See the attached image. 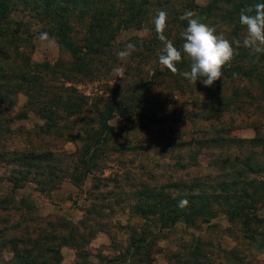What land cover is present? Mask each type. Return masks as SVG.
<instances>
[{
	"label": "trees",
	"instance_id": "16d2710c",
	"mask_svg": "<svg viewBox=\"0 0 264 264\" xmlns=\"http://www.w3.org/2000/svg\"><path fill=\"white\" fill-rule=\"evenodd\" d=\"M257 3H264V0H210L203 6L197 0H0V30L7 31L10 38L8 41L15 34L19 36L24 29L22 24H16L12 30L11 22L7 20L8 14L21 8L31 13L37 22L47 26L48 32L56 39L60 52L71 60L69 63L60 60L51 66L38 64L26 57L22 65H16L12 63L14 54L11 49L5 51L2 48L0 51V116L13 106V96L23 94L27 99L25 107L44 121L40 130L42 135L49 137L36 144L27 139L25 151L0 153V162L13 166V177L9 182L14 188L31 182L37 186L39 193H45L49 189L58 190L64 182L80 188L83 179L88 178L89 168L96 165L97 156L108 146L109 139L107 133L103 136L97 131L89 134L88 130H77L76 124L69 121L80 117L87 104L76 89L66 85L76 80L78 75L82 77L81 69H88L93 59L99 63L103 60L116 61V53L125 50L127 44L132 43L136 45L137 51L130 59L135 62L134 68L138 71L136 75H130L134 83L130 86V92L129 86L123 91L126 94L122 97L123 103L106 99L109 102L105 105V111L98 112L94 118L89 117L87 122L83 121L85 127L93 126L100 117H105L108 121L116 117L127 122L133 117L152 120L148 95L156 86L170 81L174 86L172 90L178 89L181 92L191 86L192 83L187 79L179 74H172L159 64V55L164 45L157 39L153 23L159 10L168 15L166 37L181 52L185 42L181 33L186 29L187 22L179 17L186 10L195 11L202 22L216 28L217 34H222V29H225V38L229 41L241 40V47L236 49L237 55L231 65L224 68L221 81L215 82V86L207 87L208 94L214 98L210 102L213 105L209 106H213L216 112L222 113L229 109L226 98L219 94L223 79L256 80L264 87V53L253 56L242 46L246 30L239 23L241 10L254 7ZM77 26L86 29L79 40L76 37ZM129 30L142 35L124 42L118 40L122 32ZM233 46L235 47L234 44ZM143 61L152 69L151 73L142 71ZM177 68L181 72L190 70V61L183 52L182 61ZM130 69L132 68L128 66L126 70ZM86 74L88 76L89 73ZM124 75L128 76L127 72ZM197 84L202 83L198 81ZM169 92L166 98L170 97L173 102L174 91ZM239 93H243L244 99L247 92H236L234 97L241 96ZM238 104L241 105L234 101L232 105ZM212 116L210 111L207 117ZM215 118L217 119L216 115ZM1 125L0 122V132L3 128ZM252 126L256 136L250 140L234 139L228 135L232 132L231 129L222 127L211 128L213 136H210L207 129H197L183 135L185 139L178 143L170 140L161 146L164 151L184 148L185 158L181 156L178 160H185V163L176 166H181L182 170L201 168L197 157L201 156L202 149L232 147L237 156L227 150L226 155L211 159L209 167H219L217 174L197 175L191 179L168 181L165 184L140 185V189L132 195L136 200L132 213L150 221L149 224L158 227L159 231L153 233L147 230L141 235L134 234L126 255L146 263L151 254L157 253V243L163 237L160 235L162 230L173 229L179 224L184 225L187 230L200 229L199 225H209L212 220L217 219L218 213L230 225H238L242 238L250 241L255 250L264 249V179H257L258 176L264 177V134L261 133L263 127L259 123ZM4 130L7 132L5 135L10 133L7 127ZM221 132L226 136L221 135ZM75 133L74 138L82 143L80 152L59 157L58 153L62 152V148L57 140L72 137ZM131 146L120 145L115 148V152L147 149L143 145ZM150 179L153 181V175ZM181 201H187L186 205L180 207ZM20 202L24 206V201ZM47 225L48 230L45 231L41 228L32 232L24 229L22 235L12 240L15 253L9 264H60L63 258L61 249L64 246L70 245L78 249L87 243L89 231L86 229L81 232L63 219ZM190 238L196 244L202 242L194 234ZM220 250L218 252L223 253ZM195 251L201 253L204 261H208L213 253L210 250L201 251L197 245ZM239 254L238 251L230 254L234 264H250L245 263Z\"/></svg>",
	"mask_w": 264,
	"mask_h": 264
},
{
	"label": "rangeland",
	"instance_id": "374dc122",
	"mask_svg": "<svg viewBox=\"0 0 264 264\" xmlns=\"http://www.w3.org/2000/svg\"><path fill=\"white\" fill-rule=\"evenodd\" d=\"M209 1L197 0L202 6ZM8 15L7 20L11 22L12 30L16 24H22L24 27L19 36L15 34L11 39L12 42L8 41L10 38L7 31L0 30V51L2 48L5 51L11 49L14 54L12 63L22 65L26 57L38 64L51 66L60 60L65 63L71 61L69 56L60 52L57 41L48 32L47 26L37 22L31 13L17 8ZM76 28V37L79 40L84 36L86 29L83 26ZM224 30L222 29V35L227 37ZM42 33H47L54 43L49 45L47 41H42ZM136 35L141 36L142 33L129 30L122 32L118 40L124 42L135 38ZM116 59L103 60L100 63L93 59L88 69H81L82 77L78 75L76 80L66 85L76 89L87 104L83 107L80 117L69 121L76 124L77 130H88L89 134L97 131L103 136L107 133L109 139L108 146L98 154L96 165L89 168L90 174L80 183V188L69 182L61 184L58 190L49 189L45 193H39L37 186L31 182L14 188L9 182L13 177V166L0 162V264L12 262L15 253L12 240L22 235L24 229H30L32 232L41 228L45 231L48 230V223L55 224L60 219L69 222L71 227H76L81 232H85V229L89 231L86 236L87 243L78 249L70 245L61 249L63 258L60 264H234L230 259L232 251H238L245 263L264 264V249L255 250L250 241L242 238L239 226L230 225L221 213H218V218L212 220L209 225H199L200 229L187 230L184 225L179 224L173 229L162 230L160 235L163 237L157 243V253L151 254L146 263L126 255L134 234L141 235L147 230L153 233L159 231L158 227L149 224L150 221L132 213L136 202L132 195L140 189V185L165 184L168 181L191 179L197 175L217 174L219 167H209L211 159L226 155L227 150L237 156L235 148L232 147L202 149L201 156L197 157L201 168L182 170L181 166H176L185 163V160H178L181 156L185 158L184 148L164 151L161 146L170 140L178 143L185 139L183 135L197 129H207L210 136H213L211 128H230V137L250 140L256 136L252 125L259 123L263 127L261 133L264 134V87L256 80L223 79L219 94L226 98L229 109L220 113L216 112L213 106H209L213 105L210 102H213L214 98L208 94V88L203 84H191L181 92L178 89L172 90L174 86L169 81L159 84L148 95V108L151 111L149 114L153 113L152 120L133 117L127 122L116 117L108 121L105 117H100L93 126L85 127L83 121L87 122L89 117L94 118L98 112L105 111V105L109 102L106 99L123 103L122 97L126 95L123 91L128 86L129 92L131 91L130 86L132 87L134 82L130 75H136L138 71L134 68L135 62H132L130 57L125 60L118 57ZM128 66L132 69L127 71ZM116 67H123L122 78L113 74ZM141 69L147 73L152 71L144 61L141 63ZM86 72L89 73L88 76ZM126 72L128 76L124 75ZM166 86L169 88H165ZM243 90L247 92L244 99L243 93H239L241 96L237 98L234 97L236 92ZM169 91H174L173 102L170 97L166 98ZM13 99V106L0 116L3 126L0 132V153L25 151L27 139L34 144L49 139L42 135L40 130L44 121L25 107L26 97L17 94ZM234 101L242 106H233ZM210 111L212 118L207 117ZM5 127L10 132L6 135ZM74 135L76 133L72 137L57 140L62 148V152L58 153L59 157L80 152L82 143L74 138ZM120 145H143L147 149L115 152V148ZM152 175L153 181L150 179ZM257 179L264 177L258 176ZM20 201H24V206ZM192 234L200 237L202 242L196 244L191 241ZM196 245L201 251L213 252L208 261L201 259L200 252L195 253Z\"/></svg>",
	"mask_w": 264,
	"mask_h": 264
},
{
	"label": "clouds",
	"instance_id": "9594fccd",
	"mask_svg": "<svg viewBox=\"0 0 264 264\" xmlns=\"http://www.w3.org/2000/svg\"><path fill=\"white\" fill-rule=\"evenodd\" d=\"M179 19L187 22L181 37L185 41L182 44V52L190 61V70L181 72L177 68L182 61V52L165 35L168 15L163 10L157 12L153 22L157 39L164 45L159 55V64L192 84L199 81L205 87H211L215 82L221 81L224 68L231 65L237 55L236 49L241 47V40L229 41L222 34H217L216 28L202 22V18L195 11L186 10ZM239 23L246 30L242 46L253 56L264 53V3L241 10ZM40 39L47 41L49 45L54 43L47 33H42ZM136 51V45L129 43L125 50L118 51L116 55L120 60H125ZM123 71V67H116L113 74L122 78ZM186 203L187 201H181L179 206L183 207Z\"/></svg>",
	"mask_w": 264,
	"mask_h": 264
}]
</instances>
